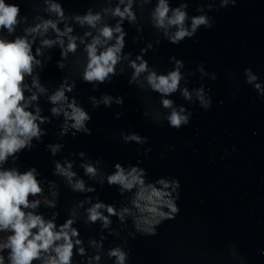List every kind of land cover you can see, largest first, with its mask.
<instances>
[{"label": "water", "instance_id": "1", "mask_svg": "<svg viewBox=\"0 0 264 264\" xmlns=\"http://www.w3.org/2000/svg\"><path fill=\"white\" fill-rule=\"evenodd\" d=\"M5 2L18 4L20 12L15 31L9 34L0 29V39L25 37L40 62L33 63L31 75L25 74V101L21 102L37 116L40 135L8 156L0 170L35 169L42 192L30 195L29 201L40 203L23 210L52 220L56 231L69 219L73 221L71 228L78 235L71 237V264H118L116 257L109 256L116 248L126 254L124 264H264V98L244 76V69L251 67L264 84V0H237L227 8H220L216 0L211 11L206 4L203 11L198 10L204 0H166L169 16L171 9L187 5L181 9L188 14L186 26L198 15L213 21L211 28L201 26L194 37L178 45L155 26L158 0H131L134 20L113 15L117 6L123 11L129 0ZM53 4L60 5L63 16L50 10ZM89 13L100 16L95 27L77 19ZM46 21L55 23L59 32L51 26L46 31H28ZM105 26L120 27L123 47L117 53L114 74L102 83L87 82L83 78L89 61L87 46L96 37L104 41L100 30ZM69 28L71 32L61 35ZM175 31L174 26L168 29L169 34ZM119 35L113 31L110 40L97 45V54L114 45ZM70 38H74V52L67 51ZM46 39L54 43L45 46ZM176 60L184 63L179 89L168 96L153 91L148 75L153 71L167 75L175 70ZM132 62H146L147 71L134 78ZM213 73L216 80L211 79ZM201 85L212 99L207 110L200 107L194 91ZM61 88L67 99L53 104L50 97ZM183 88L192 94L191 100L183 97ZM32 95L37 98L30 100ZM105 97L110 99L107 105ZM163 99L172 100V107H163ZM73 101L90 117L84 122L88 132L73 128L74 121L65 116L66 112L70 116L68 105ZM181 107L186 109L184 114L192 113L190 121L180 129L172 128L167 117ZM53 108L59 111L53 113ZM131 134L147 142H125L124 137ZM117 162L126 171L131 166L145 169V183L158 188H162L156 184L158 179L179 180L180 188L172 191L170 184L166 189L179 212L155 225L154 235L136 228L138 210L132 200L138 188L122 192L119 185H108L107 177ZM57 164L66 169L72 165L71 182L57 172ZM86 165L96 168V175L86 174ZM78 181L84 183L83 191L75 189ZM96 203L116 209V215L106 208L98 210L108 217L107 226L101 219H88V209ZM124 208L129 213L121 220ZM148 227L141 225V229ZM11 234V230H0V244L7 243ZM10 251L0 250L4 264H10ZM47 255L42 253V259Z\"/></svg>", "mask_w": 264, "mask_h": 264}, {"label": "clouds", "instance_id": "2", "mask_svg": "<svg viewBox=\"0 0 264 264\" xmlns=\"http://www.w3.org/2000/svg\"><path fill=\"white\" fill-rule=\"evenodd\" d=\"M123 3V0H121ZM237 0H219L220 8H227L229 5L235 6ZM206 4L207 9L211 11L216 5V0H204V3L198 9L203 11ZM187 5H181L171 9L172 15L169 16L170 7L166 0H158L157 7L153 13V19L157 28L165 30V36L172 44H180L186 38L190 39L195 36L196 32L203 26L204 28H211L213 26L212 19L207 15H198L191 17L190 26H186L185 21L188 19L186 11L181 10L186 8ZM51 11L57 12L60 16H63V12L60 5L53 4ZM219 10V9H217ZM20 8L16 3H6L5 0H0V29H6L9 34L15 31V25L18 24L17 17L19 15ZM113 15L124 18L125 15L129 19L134 20L135 15L131 10V0L121 11L117 6ZM77 19L83 24L87 23L92 27H95L96 22L100 19L99 14L88 15ZM51 26L56 29V24L52 21H46L42 25L28 30L31 33L38 32L41 28L45 31ZM175 27L176 31L173 34H169L168 29ZM59 32V29H56ZM113 31L120 33L116 38L114 45L107 47L97 54V45L106 43L113 36ZM71 32V29H66L65 33ZM123 32L119 26L115 29L107 26L100 30V37L93 39L92 43L87 46V53L89 61L87 68L84 72V80L87 82L99 81L104 82L110 73L114 74V66L117 63L119 53L123 47ZM43 45L51 46L54 41L44 40ZM63 41H61V44ZM76 45L74 38H70V42L67 46V51L74 52ZM31 44L25 37H17L15 40L6 41L0 39V164L7 160V157L15 154L20 149L26 147L32 137H39L40 129L36 123L37 116L32 112L26 111V104H22L25 101L24 90L22 84L25 78V74L31 75L33 69V63L39 64L38 60L31 54ZM37 54L40 53V49H36ZM64 55L67 52L63 53ZM138 59H140L138 57ZM172 59H175L174 57ZM176 68L170 71L167 75H157L155 71L151 72L148 77V83L153 91L159 92L164 96L171 95L179 89L182 79L180 69L184 67V63L181 60H176ZM132 68L134 69V78L140 73L147 71V63L141 62L137 65L132 62ZM203 72V68H200ZM245 81L247 84L252 85L258 96L264 98V84L260 82L259 76L253 72L252 68L244 69ZM212 80L217 79V75L213 73ZM33 84L38 86V81L33 80ZM71 89L69 88V91ZM41 91L43 89L41 88ZM197 100L200 107L207 110L212 106V99L208 92L205 91L203 85L194 89ZM181 94L187 100H191L192 94L187 88L181 90ZM37 97L32 95L30 100H35ZM64 90L61 88L50 100L53 104L66 100ZM104 103L107 105L110 103L108 97L104 98ZM222 104L223 101H220ZM173 101L170 99H163L162 105L165 108H171ZM71 109V114L65 113V116L74 121L72 127L77 130H84L88 132V129L84 128V122L89 120V115L81 108L77 107L73 101L68 105ZM53 113H57L59 110L52 109ZM186 109L181 107L179 111L175 109L167 117L169 126L175 129H180L186 126L192 115L191 112L184 114ZM119 118V117H117ZM125 142L136 141L137 143H145L146 139H142L139 135L131 134L124 137ZM56 149H53L55 152ZM146 151H151L148 149ZM235 151V148H233ZM139 163V162H138ZM72 165L68 164L67 169L61 167L60 164L56 165L58 173L64 175L71 182V178L75 173L71 172ZM85 172L90 176L96 175V168L86 165ZM115 171L113 174L107 177V183L111 185H119L121 191H131L134 187L138 188L135 193V197L132 200L133 206L138 210V217L134 222L137 230H143L149 235L155 234V225L160 224L164 220L173 219V214L179 212L174 199L171 198V193L166 191L169 185H172V191L180 188L179 180L173 179L167 181L164 179H158L156 184L162 185V188L156 187L152 183H145L146 170L137 166H131L129 171H126L122 165L117 162L114 165ZM35 169H32L25 173H19L17 170H0V230H11V235L7 238V243L0 244V250L11 249L9 253L10 264H32L34 260H40L41 264H71V258L73 255V243L71 237L77 236L76 229L71 228L73 221L69 219L63 225L60 226L59 231H56V225L52 220L45 221L42 216L36 215L33 212H25L23 209H35L38 207L40 201H29V196H36L42 192V188L34 175ZM75 189L83 191L84 183L78 181L74 185ZM91 191V189H89ZM167 208L165 212L162 208ZM101 208H106L110 215H116V209L111 205H105L103 203H96L88 209V219L92 222L101 219L107 226L110 221L107 216L102 215ZM129 213L128 208H124L119 213V218L123 220L124 215ZM141 225H148L146 229H141ZM33 229H36L33 232ZM70 230V232H69ZM62 241L61 243H57ZM80 241L77 240L76 244ZM83 248L80 252L83 253ZM48 254L42 259L41 254ZM54 253V255H52ZM109 256L117 258L118 264H124L126 254L119 248L113 249ZM98 260L99 257H96ZM0 264H4V257L0 256Z\"/></svg>", "mask_w": 264, "mask_h": 264}]
</instances>
